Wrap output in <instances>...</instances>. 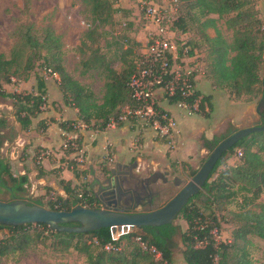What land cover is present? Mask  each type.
Here are the masks:
<instances>
[{"label": "trees", "instance_id": "obj_1", "mask_svg": "<svg viewBox=\"0 0 264 264\" xmlns=\"http://www.w3.org/2000/svg\"><path fill=\"white\" fill-rule=\"evenodd\" d=\"M74 1L85 6L90 21L75 49L82 59V69L79 65L78 74L83 77L90 71H96L104 82L102 96L98 99L88 86L78 80L74 75L76 67L73 72L67 70L63 38L51 26L19 23L10 35L14 44L9 55L0 52V97L10 100L13 116L23 131L29 130L33 120L42 112L46 75L58 76L57 86L63 103L78 113L77 120L60 124L64 131L70 129L69 124L78 121L88 125V129L102 130L123 107L137 105L129 82L142 57L143 45L128 35L116 36L106 30L112 25L114 14L121 11L115 8L113 0ZM177 1L178 16L173 30L177 36L188 35L189 54H198L204 66L202 77L213 90H224L232 99H240L244 103L259 102L263 93L264 22L259 17L257 0ZM28 9L29 1L24 0V10L28 12ZM219 20H224L226 30L231 33L230 42L219 30ZM209 29L214 30L213 37L208 35ZM117 64L119 70L116 69ZM31 78L36 81L35 92L6 93L3 90L4 85L27 82ZM199 96L197 114L208 118L213 110L211 95L195 91L190 97L169 98L168 104L180 100L190 103ZM49 121H39L38 127L45 129ZM261 122L260 119L257 125ZM5 123L1 117L0 131ZM201 141L203 148L210 153L221 140L202 136ZM3 144L4 138L0 134V188H4L12 200L44 207V198H22L29 186L28 178L11 173L9 161L1 152ZM236 149L242 151V157L235 164H230L226 158L234 156ZM196 172L192 171L190 176ZM74 174L78 176L76 171ZM59 185L66 197L57 195L55 201L47 203V209L93 208L89 185L71 187L62 180ZM263 195L264 131L243 138L224 154L202 191L179 214L187 225L185 231L181 232L180 226L173 223L144 227L114 240L109 228L90 233H67L52 231L42 224L0 225V231L7 232V236L0 239V261L15 255L21 257L30 248L48 244L47 247L58 254L77 253L83 257V264H176L175 251L179 246L175 239L179 236L184 264H255L252 259L253 240L264 243ZM231 205H236L235 211L228 210ZM223 212L231 218L233 229L227 241L217 243L211 231L216 228L220 232L216 213ZM152 248L160 253V258L151 252ZM19 262L20 259L16 263Z\"/></svg>", "mask_w": 264, "mask_h": 264}, {"label": "crops", "instance_id": "obj_2", "mask_svg": "<svg viewBox=\"0 0 264 264\" xmlns=\"http://www.w3.org/2000/svg\"><path fill=\"white\" fill-rule=\"evenodd\" d=\"M119 1L133 3V0ZM134 7L137 11V5H134ZM257 10L259 17L264 22V0H257ZM212 17L216 18V16ZM71 33L68 38L63 39L65 44V66L69 72L71 71L67 66L66 59L69 54L76 55L75 49L79 45L81 38V35H78L77 41L75 43L73 41L70 44ZM207 33L210 37L214 36L213 29H209ZM227 41L230 42V39H227ZM138 42H142V45L145 44L143 41ZM48 79L49 81H45L47 106L33 120L32 126L27 131H23L20 124L15 120L11 103L0 97V118L3 117L6 120L4 128L0 131L4 138L1 152L3 157L9 161L10 170L14 176L25 175L28 178L29 186L22 198H46L50 192L66 197L59 185V181L68 182L71 187L85 184L86 181L90 186L94 184V176H97L105 169H113L115 173H120L124 169L132 168L134 173L144 177L154 173H163L167 179L170 171L174 168L186 174V181H188L192 173L190 171L198 169L197 161L194 160L196 156L195 147L198 144L195 135L201 132L207 135H215L222 127L229 124H216L212 117V112L208 118L198 115L187 117L177 108L168 106L166 108L177 120L178 134L176 135V144L173 149H169L166 142L157 138L152 130L140 129L129 123L122 124L112 130L97 131L88 129L82 132L81 141L90 173L83 178V176H75V170L71 166V162L67 161L69 160L68 157L60 150L65 139L63 136L65 131L61 129L60 124L77 120V110L63 103L57 86L58 78ZM78 80L82 82L81 79L78 78ZM27 84L33 86L34 82L29 80L26 83H20L19 89L26 88ZM197 91L202 95H211L212 109L215 99L219 102H233L226 91L213 90L204 77H199ZM257 103L240 101V129L259 122L260 116L256 112ZM41 120H53V122L49 121L47 127L42 129L38 127V122ZM212 137L207 139H212ZM40 149H49L53 154L40 160L38 159V151ZM200 149L201 158L206 151L202 143ZM157 169L160 170L158 171ZM176 178L179 179L178 175L172 177V179ZM94 190L97 191V187ZM2 192L9 194L5 189H0V193ZM180 248L179 246L175 251V255L182 249ZM175 263L184 264L182 256L179 261L175 259Z\"/></svg>", "mask_w": 264, "mask_h": 264}, {"label": "rangeland", "instance_id": "obj_3", "mask_svg": "<svg viewBox=\"0 0 264 264\" xmlns=\"http://www.w3.org/2000/svg\"><path fill=\"white\" fill-rule=\"evenodd\" d=\"M28 1H29V9L28 12H26L24 10V0H0V52L4 53L7 56L9 55V52L14 44V40L10 37V35L17 26V24L19 23H34L37 26H47V25L51 26L56 31L57 34L62 36L63 39L68 38L69 34L72 32L70 35L71 40L69 38L70 44H72L73 41L75 43L77 41L76 39L78 35L82 36L83 33L87 30V27L90 22L89 15L86 11L85 6L78 1H74V0H28ZM113 1L115 2V8L121 11L114 14L112 25L107 27L106 30L108 32L110 31L112 35H116V36L128 35L131 39H135L136 41H143L144 43L145 42L144 35H146V31L144 30V22L142 18L138 15L134 7V5H137V0H133L132 4L122 2L119 0H113ZM129 23L131 24L130 27H128ZM218 28L226 39L231 38V33L228 30H226L224 20H219ZM109 39L110 38L108 37V41ZM75 53L76 55L69 54L68 58L66 59L69 70L73 72L74 68L76 67V73H74V75L77 78L81 79L82 83H85V85L88 86L95 93L96 97L100 99L103 93V83H104L103 80L101 79V77H99L96 74V71H90L87 75L81 77L78 74V71L82 69L80 65L82 59L79 58V55L76 51ZM79 65H80V69L78 68ZM117 69H119L118 64H117ZM31 81L34 82L33 86L27 84L28 86L26 88L19 89V84L26 82H20L17 84L11 83L4 85L3 90L6 93H20V92L32 93L36 91V86H35L36 81L33 78H31ZM45 81H49V79H46ZM12 82H14V79L12 80ZM5 100L10 102V100L8 99ZM232 101H233L232 103L224 102V101L219 102L217 99H215L213 111H212V117L214 118L216 124L229 123L228 125L222 127L215 135H210V134L207 135L204 132L195 135V139L197 140L198 144H196L195 147L196 156L194 160L197 161L198 169L201 167V165L203 164V162L205 161V159L209 154L208 151H205L203 157L200 158V150H201L200 145L202 143L201 141L202 136L205 138L208 137L211 138L212 136L213 137L215 136L216 138L222 140L223 138L227 137L232 130L240 129V99H232ZM197 115L203 117V115H199V114ZM64 155H66V157L69 156L67 152H64ZM226 159L227 161H229L230 164H235L236 162H238L233 155L227 156ZM71 166H72V162H71ZM181 166H185V165H181ZM73 169L78 173L79 177L83 176V178L89 175L90 172L89 166H86V170L84 171L78 170L76 169V167H73ZM157 170L159 171L160 169ZM178 172H179L178 170L173 168L172 171H170V175H168L166 183H164V181H162V183H158L160 187L159 190H162V192L159 196H157L153 205L151 207L146 206L140 208L138 212H148L149 210H155L157 207H162L165 203H167L181 188V187H176L171 183L172 177L178 175L182 184H185L187 182L186 181L187 175ZM191 172L192 171H190V173ZM85 184L89 185V183L86 181ZM57 195L58 194L56 193L52 194V192L48 193L47 197L44 198V204H45L44 207L48 208L47 203L55 201ZM24 199L26 200L27 198ZM0 200L4 202H9L12 200V197L7 193L2 192L0 193ZM262 200L264 201V195L262 196ZM228 210L235 211L236 205L229 206ZM216 214L217 217L219 218V228H220L219 241H227L233 229V225L230 222L231 218L227 215L226 212L216 213ZM174 224L180 226L181 232L186 230L187 228L186 223L181 219V217H178L177 220L174 222ZM6 236H7L6 231H0V239ZM175 240L178 246L181 247V241L179 236H177ZM253 243L255 245L254 248L252 249V259L254 260V263L264 264V251H263L264 243L258 240H253ZM47 246L48 244L46 246H42V245L35 246L33 248L28 249L26 254L22 255L21 257L19 255H15L13 257L2 259L0 261V264H83V257L78 255L77 253L69 252L67 254H58L53 252ZM180 252L181 250L178 251L177 255H175V259L177 261L181 259ZM19 259L20 262L16 263L17 260Z\"/></svg>", "mask_w": 264, "mask_h": 264}, {"label": "built area", "instance_id": "obj_4", "mask_svg": "<svg viewBox=\"0 0 264 264\" xmlns=\"http://www.w3.org/2000/svg\"><path fill=\"white\" fill-rule=\"evenodd\" d=\"M137 13L145 22L146 31L142 57L129 82L137 105L133 108L123 107L119 115L110 118L102 130H112L129 123L140 129L152 130L157 138L166 142L169 149H173L178 134L177 120L166 107L173 106L185 116L192 117L198 113L201 96L195 97L190 103L180 100L172 105L168 104V99L175 96L190 97L197 91V82L204 74V66L198 54H189L188 35L177 36L173 30L178 16L177 0H138ZM48 78L57 79L58 76L46 75L45 79ZM43 100L45 102L41 110L46 108L45 96ZM69 127L63 135L65 139L60 150L62 153L69 152L68 159L72 162V167L84 171L88 163L81 135L88 130V125L78 121L72 122ZM52 154L49 149H40L38 159ZM234 157L239 160L242 151L236 149ZM211 234L218 243L220 232L214 228ZM141 246L145 248L143 244ZM151 252L160 258V253L154 248Z\"/></svg>", "mask_w": 264, "mask_h": 264}, {"label": "water", "instance_id": "obj_5", "mask_svg": "<svg viewBox=\"0 0 264 264\" xmlns=\"http://www.w3.org/2000/svg\"><path fill=\"white\" fill-rule=\"evenodd\" d=\"M262 92V97L256 107V112L260 116L262 124H253L242 129L233 130L229 136L222 139L208 154L197 172L185 184H182V182L175 183L176 187H181L180 190L162 207L149 212L126 213L124 209L110 208L109 203H107L103 208L76 206L69 211H54L45 207L30 205L26 201L13 199L9 202L0 201V225L17 227L28 224H42L52 231L67 233H90L102 228H109L112 238L116 240L124 234L132 233L144 227H161L173 224L189 201L202 191L212 171L224 154L243 138L252 133L264 131V73L262 76ZM115 175L113 169H105L94 176L93 181L101 189L112 192L116 182ZM160 175L165 183L167 179L163 173ZM127 183H129V180L124 181V184ZM68 224L77 225L69 226Z\"/></svg>", "mask_w": 264, "mask_h": 264}, {"label": "flooded vegetation", "instance_id": "obj_6", "mask_svg": "<svg viewBox=\"0 0 264 264\" xmlns=\"http://www.w3.org/2000/svg\"><path fill=\"white\" fill-rule=\"evenodd\" d=\"M232 132L233 130L230 134ZM115 176L116 182L112 192L101 189L95 183L90 185V190L93 192V202L91 203L93 208H103L109 203L110 208L124 209L126 213H135L140 208L151 207L157 196L162 192V190H159L160 187L158 185V183H162V176L160 174L144 177L134 173L132 168H127L120 173H116ZM125 180H129V183L124 184ZM178 180V178L171 179V183L175 185V183L181 182ZM95 187H97V191L94 190Z\"/></svg>", "mask_w": 264, "mask_h": 264}]
</instances>
